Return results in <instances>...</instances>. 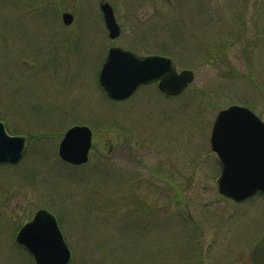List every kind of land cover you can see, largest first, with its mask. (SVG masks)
Masks as SVG:
<instances>
[{"label":"rangeland","instance_id":"1","mask_svg":"<svg viewBox=\"0 0 264 264\" xmlns=\"http://www.w3.org/2000/svg\"><path fill=\"white\" fill-rule=\"evenodd\" d=\"M104 1L121 35L100 48ZM112 46L169 57L194 81L113 101L99 81ZM234 105L264 121V0H0V122L26 138L22 160L0 165V264H35L16 236L42 208L69 264H254L264 195L221 196L210 147ZM75 125L94 134L78 167L58 155Z\"/></svg>","mask_w":264,"mask_h":264},{"label":"water","instance_id":"2","mask_svg":"<svg viewBox=\"0 0 264 264\" xmlns=\"http://www.w3.org/2000/svg\"><path fill=\"white\" fill-rule=\"evenodd\" d=\"M174 1V0H168ZM106 28L112 40L121 30L113 8L102 5ZM69 26L73 16L63 15ZM189 70L177 71L174 61L164 56H139L131 51L110 49L100 72V85L116 102L129 99L142 86L158 84V90L169 97H178L194 81ZM93 134L87 126H74L66 131L59 147V158L71 166L89 161ZM26 139L10 136L0 123V165H16L24 155ZM211 151L221 167L216 182L221 196L243 203L264 195V122L249 108L231 106L221 111L212 127ZM17 243L34 259L35 264H69L71 251L54 215L45 209L37 211L16 236ZM254 264H264V235L250 253Z\"/></svg>","mask_w":264,"mask_h":264},{"label":"flooded vegetation","instance_id":"3","mask_svg":"<svg viewBox=\"0 0 264 264\" xmlns=\"http://www.w3.org/2000/svg\"><path fill=\"white\" fill-rule=\"evenodd\" d=\"M105 3H107V2H102V3H100V14H101V16H102V20H103V23H104V28H105V30L104 31H101V35L103 36L102 37V42H100V48L101 47H105L106 48V44H107V46H110V43H112V42H114V41H116L117 39H115V40H112L111 38H110V35H109V31L107 30V28H106V24H105V20H104V15H103V12H102V5L103 4H105ZM67 12H63V14H62V23H63V25L60 27L62 30H67V29H69V28H71V26L73 27L75 24H73L74 23V14H71V13H67V14H70V15H72L73 16V22H72V24L71 25H69V26H66L65 24H64V22H63V15L64 14H66ZM114 15H115V12H114ZM103 27V26H102ZM120 30H121V27H120ZM89 31V30H88ZM89 33H90V31H89ZM121 35V34H120ZM108 37V38H107ZM59 38H61L60 36H59ZM114 47H118V48H122V49H125V48H123V47H119V46H112V47H110L109 49H108V51H107V53L105 54L106 56H105V60H106V58H107V55H108V53H109V51H110V49H112V48H114ZM126 50H128V49H126ZM129 51H131V50H129ZM131 52H133V51H131ZM133 53H135V52H133ZM135 54H137V53H135ZM137 55H139V54H137ZM139 56H150V55H139ZM105 62V61H104ZM104 64V63H103ZM156 87H157V84L155 85Z\"/></svg>","mask_w":264,"mask_h":264}]
</instances>
